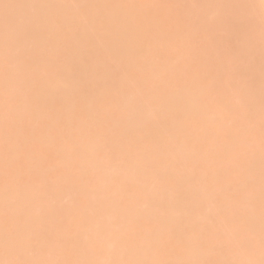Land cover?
<instances>
[{
	"label": "bare ground",
	"instance_id": "6f19581e",
	"mask_svg": "<svg viewBox=\"0 0 264 264\" xmlns=\"http://www.w3.org/2000/svg\"><path fill=\"white\" fill-rule=\"evenodd\" d=\"M0 45L3 67L14 64L9 74L1 68L0 101L9 93L14 98L11 106L0 105V132L22 122L16 132L28 139L37 117L48 127L38 145L25 139L15 144L4 136L10 144L0 147V170L10 160L5 157H12L7 155L10 151L43 163L48 156L40 149L49 146L47 138L55 135L60 142L56 160L68 166L67 172L75 164L84 179L81 187L72 186L67 203L59 206L50 202L57 182L49 171L57 162L38 171L39 179L48 174L42 198L33 185L0 184V215L22 207L24 221L31 223L21 233H40L44 223L58 219L60 228L79 233L72 264H95L102 256L108 258L105 264H152L155 245L163 237L176 245L168 250L166 264H197L203 248L219 264L229 253L215 256L221 246L194 243L196 233L206 228L217 238L214 233H226L229 224L236 227L235 233L256 227L264 233V207L245 213L244 205L236 211L222 202L226 189L235 186L241 188L242 204L264 199V0H0ZM26 48L33 56L32 67L22 58ZM170 48L173 59H165L157 71L153 68L157 59L166 57L163 54ZM134 65L140 70L133 71ZM158 84L162 88L154 89ZM238 90L243 102L237 103ZM115 103L121 104L120 116L114 114ZM83 107L96 108L98 117L85 124L93 115L88 113L74 121L73 111ZM17 116L22 119L12 118ZM96 121L105 126L93 136L90 126ZM74 127L83 133L72 145L69 129ZM123 128L119 140L114 134ZM235 129L243 135L251 130L253 140L260 143L240 167L230 159L236 145L228 142L219 148L214 141L215 134ZM240 142L242 147L249 143L244 138ZM120 150L129 153L125 161L134 171L131 180L117 177L121 166L113 160H118L114 156ZM104 152L109 160L99 156ZM168 152L173 154L171 160ZM202 154L209 157V164L200 173L210 179L219 173L222 188L216 189L202 175L205 181L176 194L172 183L183 182L179 173L189 176L185 181L197 180ZM92 170L96 177L90 180ZM158 199L163 202L157 203ZM83 205H89L94 217L82 211ZM218 208L228 211V219L204 225ZM139 211L155 216L143 220ZM101 213L116 217L112 226L97 216ZM76 218H83V223L74 224ZM241 219L251 224L245 223L244 229ZM146 226L151 227L149 235L142 230ZM90 233L112 234L96 239L89 248L85 239ZM132 241H143L138 253L130 247ZM2 246L0 241V255ZM54 246L50 241L48 247ZM241 246L252 255L243 256V261H251L260 249L246 238ZM257 263L264 264V259Z\"/></svg>",
	"mask_w": 264,
	"mask_h": 264
},
{
	"label": "rangeland",
	"instance_id": "374dc122",
	"mask_svg": "<svg viewBox=\"0 0 264 264\" xmlns=\"http://www.w3.org/2000/svg\"><path fill=\"white\" fill-rule=\"evenodd\" d=\"M142 0H138V3ZM72 10V9H71ZM77 16L79 14H76ZM75 15V17H76ZM75 20V19H74ZM164 48L163 50H165ZM0 51H1V45H0ZM31 52L25 49L24 54L22 55V58L24 61H26L27 65L29 67L33 66V56L30 54ZM164 58H159L156 61V64L153 68H157L156 70H160L161 68L159 65L164 62L165 59H173L174 57V51L170 48V50H166L163 54ZM116 64V63H115ZM113 64V65H115ZM9 67L14 68L13 63H9L6 66L3 67V63L0 62V73L3 71H6L4 73L9 74ZM3 68V71L1 70ZM133 71H139L140 67L137 65H134L132 67ZM156 86V87H155ZM152 88L158 90L162 88V84L155 85ZM151 88V89H152ZM23 94V88L19 90ZM226 91V90H223ZM1 92H0V98H1ZM235 101L241 102V90H238L235 92ZM13 95L12 93L7 94L4 96V99L0 101V105L4 109V107H9L13 104ZM150 104L153 103L154 99H148L146 100ZM243 102V100H242ZM115 107L114 114L115 116L122 113L119 108L121 107V104L115 103L113 105ZM75 113V116H73L74 121L79 119V116L86 115L93 113V115H90L86 123H89L92 120H95L98 117V112L96 108L93 107H83L81 109H77L76 111H73ZM20 116V115H19ZM118 116V117H119ZM16 118L17 121H20L22 117H12ZM9 118L7 120V123L12 121ZM34 125L30 127V135L28 139L20 135L19 132H16L18 129V125L20 126L22 122H18L17 125L8 126V129L5 131L0 132V147L9 145L10 143L5 140V137H10L13 140V143H21L22 140H27L28 144H35L38 145L41 143V134L48 130V127L46 126V123L43 122L42 118H33ZM105 126V122L103 121H96L92 123L90 126V129L93 130V136L98 134V130L100 128H103ZM80 128L74 127L70 128L69 132V140L70 144H77L79 143L80 139L82 138V131H79ZM15 131V132H14ZM126 131L125 128L121 129V131L118 129L114 136L121 140L123 138V132ZM252 131L248 130L247 132L243 133L238 130H229L222 132L221 134H215L214 135V141L217 144L219 148H222L226 145V143L231 142L236 145V148L234 151L231 152L230 159L231 161L237 166L240 167L244 162H246L249 159V155L251 153L252 148H256L259 146V142L253 140ZM5 136V137H4ZM244 136V137H243ZM244 138L245 140L249 141V143L242 147V144L240 142V139ZM48 141L50 142L49 146H47L45 149L42 148L40 150H44L43 153H46L50 159H47L43 163L33 162L31 159V156H22L21 153L18 151H10L7 155H12V157H5V159H10L6 162L4 167L0 170V184L1 186L10 188L12 185L19 186V187H26L28 185H33V191L39 195L42 198L43 190L45 187V178L47 177V171L44 173L45 177L43 179H39V169L44 167L49 162H57L55 158V153L57 152L56 146L58 143V137L53 135L49 136ZM93 137L90 139L92 140ZM112 143H119V142H112ZM68 149V148H67ZM169 153L168 160H171L173 158V154ZM33 154H38L36 152H33ZM128 151L120 150L119 156L117 157L118 160H113L115 164H118L121 166L119 172H118V179L119 180H131L134 177V171L131 168H127V161L126 156L128 155ZM109 154L104 152L103 154H100L99 156L102 158H105V160H109L110 157ZM69 156H71L69 154ZM51 158H53L51 160ZM51 160V161H50ZM61 163V162H59ZM57 164L52 169H50L49 172H52L53 178L55 179L57 188L55 189L50 202L53 205L59 206L64 205L67 203L68 200V194L71 192V188L74 185L80 186L82 185L84 179L82 177V174L79 173L77 170L75 164L70 165L69 170L67 172L66 167H62V164ZM21 165L20 172L16 173L15 170H17L18 165ZM209 164V157L205 154H202L198 159V171L195 172V180L193 183L189 181H185L189 176L185 175L186 173H179V178L183 180L180 184L172 183L173 185V191L176 194H180L182 189L186 187L187 185L191 184H197L202 181H205L202 178V175H206L208 181H213L215 183L216 189L222 188V178L220 177L219 173H215L213 176V179L208 178L207 173H200V170H204L203 168L207 167ZM44 165V166H43ZM161 168V167H159ZM48 172V173H49ZM156 172L159 173V170H156ZM90 180L94 179L96 177V172L94 170L90 171V174L88 176ZM80 181L82 183H80ZM84 184V183H83ZM81 189V188H79ZM241 191L240 186L230 187L229 189H226V193L223 195L222 202L227 205L229 208H234L236 211H239V206L244 205L243 211L245 213H248L252 210L263 208L264 207V199L258 200L257 202H253L252 200L246 201L244 204L240 202L239 193ZM156 195V193H153ZM16 199H13V202H15ZM30 200V199H29ZM28 201L23 202L24 205H26ZM12 202V200H10ZM9 201V202H10ZM162 199H158L157 203H162ZM220 203L217 204V207H219ZM25 208V207H24ZM59 214H63V209H58ZM82 211L84 213H87L88 216L94 217V215L90 212L89 205H83ZM22 207H16L14 206L12 209L2 213L0 215V241L5 245L4 247H1V255H0V264H72V259L77 256V239L79 238V233H70L65 228H60L58 226V219H55L52 221V223H44L41 227V232L36 234L29 235L28 233H21V229L25 226H29L31 223H27V220L24 221L25 217H22ZM138 215L143 220H149L151 217L155 216V213L151 211H139ZM61 216V215H60ZM98 217L101 216V219L104 221V223L112 224L116 217L114 215H111L110 213H101L97 215ZM228 216V211L225 212L221 208H218L215 213L210 214V216L207 217V219L203 222L204 225H210L215 226L220 223L219 220L223 219V217L226 219ZM230 217V216H229ZM249 219H241L239 222L242 224L244 229L247 228L246 224H251ZM32 221V220H31ZM72 222L76 225H80L83 223V218H76L72 219ZM246 223V224H245ZM5 224H7L5 228ZM40 224V223H39ZM9 225H12L10 227ZM38 225V224H37ZM112 226V225H111ZM253 226V225H252ZM54 229L53 233H49V229ZM114 228V227H113ZM136 228V225H135ZM5 229H8V231L4 232ZM142 230L146 232V235H149L151 231L150 226L143 227ZM224 230L226 233H214L219 234L217 235V238H213L210 236L209 233H207L206 228L203 230V233H196L192 239L195 241L194 243H203L205 245H219L221 246V249L215 253V256H220L222 254H225V251L229 253V258L222 260L219 259L217 263L219 264H258L257 260L264 259V233H259V228H252L249 229V233H235L237 231L236 227L233 224H229L224 227ZM4 232V233H3ZM112 233H90L89 236L86 237L85 241L87 242V247L92 248L94 247V241L96 239H105L107 236H109ZM133 234V233H132ZM138 233H134V236H136ZM14 237V241H13ZM163 237V236H162ZM164 239L158 240L157 244L155 245L154 252L155 257L152 259V264H166L168 262V259L170 257V253L168 250L170 249H176L175 242L172 239ZM243 238H246L248 242H255L260 245V249L256 250L257 255H254L251 261H243L242 257L247 256L248 254L251 255V253L247 250L246 246H241V243L243 241ZM54 242V247H48L49 242ZM145 243V240H144ZM143 246V241H132L130 243V247L132 249H138L137 253ZM168 247V249H167ZM182 252V249H181ZM183 253V252H182ZM211 253L207 248L201 249L199 253V260L200 262L195 261L197 264H216L214 261L212 262L214 256L209 255ZM184 254V253H183ZM185 256H188L187 254ZM189 257V256H188ZM252 257V255H251ZM108 262V258L105 256L99 257L95 264H105Z\"/></svg>",
	"mask_w": 264,
	"mask_h": 264
}]
</instances>
